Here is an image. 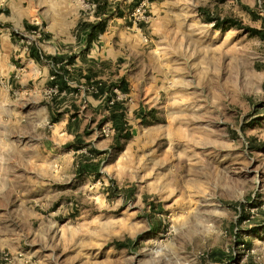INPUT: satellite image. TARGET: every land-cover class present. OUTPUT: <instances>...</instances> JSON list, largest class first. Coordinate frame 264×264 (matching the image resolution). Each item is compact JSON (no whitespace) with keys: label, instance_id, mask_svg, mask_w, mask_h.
<instances>
[{"label":"rangeland","instance_id":"374dc122","mask_svg":"<svg viewBox=\"0 0 264 264\" xmlns=\"http://www.w3.org/2000/svg\"><path fill=\"white\" fill-rule=\"evenodd\" d=\"M148 13L126 18L142 48L115 70L132 132L119 145L91 93L76 151L50 123L51 87L22 69L0 85V264H264V0ZM90 148L99 175L76 170Z\"/></svg>","mask_w":264,"mask_h":264},{"label":"crops","instance_id":"0c3cea01","mask_svg":"<svg viewBox=\"0 0 264 264\" xmlns=\"http://www.w3.org/2000/svg\"><path fill=\"white\" fill-rule=\"evenodd\" d=\"M107 2L109 10L103 15L107 20L105 31L88 45L90 29L81 24L84 21L96 22L101 17L95 13L89 16L82 0H0V85H11L17 77V70L22 69L19 73L21 80L51 87L54 73H62L60 67L68 71L65 79L74 86L96 83L94 79L107 83L127 82L126 77L121 73L116 75L115 70L121 71V60L127 53L134 54L142 48L141 34L130 32L126 26V14L136 5V0ZM36 28L43 31V36L35 43L37 56L32 57L30 49L19 41L17 33ZM90 72L96 76L88 81L86 75ZM84 97L81 91H63L58 96L59 111L66 112L53 124L63 123L68 134L78 133L80 127L76 129L75 122L70 125V131L67 126L75 112L72 103L78 107L77 99ZM87 98L94 101L96 107L102 105L101 100L94 96ZM48 102L45 105L51 119ZM87 107L77 110L78 118Z\"/></svg>","mask_w":264,"mask_h":264},{"label":"trees","instance_id":"16d2710c","mask_svg":"<svg viewBox=\"0 0 264 264\" xmlns=\"http://www.w3.org/2000/svg\"><path fill=\"white\" fill-rule=\"evenodd\" d=\"M92 2L97 4L95 15L97 17L100 16L101 19H99L96 22L84 21L81 24L82 27L85 26V27H89L90 29L88 45H90L93 42V40L97 39L98 36L105 31L107 20L104 19L103 15H106L107 11L109 10L107 0H92ZM139 2L140 0H136V5ZM120 15H121V12H120ZM224 22H226V20H224ZM235 25L238 26V23H235ZM239 26L243 27L241 23L239 24ZM247 29L250 30L253 34L263 36V31L261 29H256L252 27H247ZM29 49H30L31 56L36 57L38 51L35 48V43L31 44L29 46ZM60 70L62 72L61 74H59L58 72L54 73V84H53V85H58L59 93L53 96L51 101L47 103L49 110L51 111L50 122L52 124L58 122L62 114L66 112V110L59 111V101L60 100L58 96H60V94L63 91L74 92V93H78L79 91L76 85L75 86L71 85L68 82V80L65 79V76L68 74V71L65 70L63 67H60ZM94 76L96 75L90 72L89 74L86 75V79L90 81ZM94 82H96L98 86V92L91 93V94L95 98L100 99L102 102V105L107 110V113L104 115L102 119V123H105L107 121L110 122L114 130L115 144L119 145L122 142L129 140L132 137V132L129 126V122L127 120V109L125 106V100L124 98H118V94L116 93L115 89H118V91H120L122 94H127L129 90L128 83L124 80H122L120 83H116V82L107 83V82L95 80V79H94ZM72 109H74L75 112L71 114L70 119H69V123L67 126L69 131L71 130L70 125L73 122H75L76 129L79 127V124L77 122L78 120L77 105L72 103ZM85 134L86 135L90 134L88 131V126L85 129ZM73 145H75L76 151L81 150L85 145H87L85 144L82 134L76 133ZM100 153L101 152H99L97 149H93V148L89 149V153H78L77 160H76L77 172L83 173V172L91 171L95 173L96 175H99L101 161L100 159H97L96 156H98Z\"/></svg>","mask_w":264,"mask_h":264},{"label":"built area","instance_id":"2783aa9c","mask_svg":"<svg viewBox=\"0 0 264 264\" xmlns=\"http://www.w3.org/2000/svg\"><path fill=\"white\" fill-rule=\"evenodd\" d=\"M84 4V10L88 13L89 16L93 15L97 9V4L89 1V0H82ZM150 0H141L135 7L130 9L129 13L126 14V18L132 21L133 25H136L141 22H148L150 19V15L148 13ZM19 41L25 46V48H29V46L33 43L39 42V40L43 36V31L39 28L26 31V32H18ZM81 92H89V93H97L98 86L96 83H92L89 85L84 84H77L76 85ZM116 93L118 94V98H122L119 95L118 89H115ZM52 96H55L59 93L58 85H53L50 88ZM121 93V92H120ZM101 131L108 134L109 132H114L111 124L109 121L105 122L102 125Z\"/></svg>","mask_w":264,"mask_h":264},{"label":"clouds","instance_id":"9594fccd","mask_svg":"<svg viewBox=\"0 0 264 264\" xmlns=\"http://www.w3.org/2000/svg\"><path fill=\"white\" fill-rule=\"evenodd\" d=\"M0 190H2V188H0Z\"/></svg>","mask_w":264,"mask_h":264}]
</instances>
